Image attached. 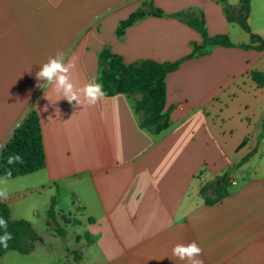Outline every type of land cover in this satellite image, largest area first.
I'll return each instance as SVG.
<instances>
[{
	"label": "crops",
	"instance_id": "1",
	"mask_svg": "<svg viewBox=\"0 0 264 264\" xmlns=\"http://www.w3.org/2000/svg\"><path fill=\"white\" fill-rule=\"evenodd\" d=\"M144 3L162 15L144 16L118 36L119 23ZM225 6L235 11L239 2L0 0V149L34 109L45 159L39 171L6 179L16 180L18 193L33 189L26 178L39 172V185L60 186L55 211L86 229L73 264H188L172 249L192 241L203 264H264V86L250 75L264 73V50L215 46L181 62L165 78L170 126L159 135L138 126L123 94L74 107L37 87L40 66L60 51L78 58V88L96 82L105 48L126 64L186 56L201 38L178 12L202 16L210 36L248 43ZM246 24L264 39V0H249ZM225 172L228 195L206 204L201 187ZM7 185L0 179V188ZM41 243L27 254L6 252L0 264H52Z\"/></svg>",
	"mask_w": 264,
	"mask_h": 264
},
{
	"label": "trees",
	"instance_id": "2",
	"mask_svg": "<svg viewBox=\"0 0 264 264\" xmlns=\"http://www.w3.org/2000/svg\"><path fill=\"white\" fill-rule=\"evenodd\" d=\"M238 2L239 6L235 11L225 6L224 12L229 21L236 20L240 27L249 34L248 43L234 44L226 34L210 36L206 31L202 16L185 19L184 13L178 12L174 16L195 30L201 38L199 44L192 45L189 54L172 62H156L144 59L126 64L120 56L105 48L97 58L98 76L96 82L102 84L108 97L123 94L130 98L137 114L138 126L153 135L161 134L170 126L169 109H166L165 106V78L168 73L176 70L181 62L205 55L210 48L215 46L264 50V39L252 34L246 24L249 0H238ZM147 15L160 16L162 12L144 3L142 8L131 13L119 23L117 35L120 36L126 27ZM250 75L258 86H264V73L252 71ZM262 137H264V120H262L258 141ZM15 155H19L21 161L9 163L8 157ZM246 159L247 157L242 159L240 163L245 162ZM44 165L39 118L36 111L30 109L0 149V175L11 179L39 171L44 168ZM227 186V173L225 172L216 180L202 186L200 195L206 204L217 203L228 195ZM207 192L211 193L212 196L207 195ZM54 206L55 200L52 198L46 210L45 224L57 235L65 237L66 230L58 225ZM0 217L7 220V231L12 236V239L7 242V247L0 244V258L8 251L27 254L33 250L37 242H40V238L32 230L28 221L10 218L9 208L4 202H0ZM72 223L76 224V221H72ZM3 234L4 229L0 228V236Z\"/></svg>",
	"mask_w": 264,
	"mask_h": 264
},
{
	"label": "rangeland",
	"instance_id": "3",
	"mask_svg": "<svg viewBox=\"0 0 264 264\" xmlns=\"http://www.w3.org/2000/svg\"><path fill=\"white\" fill-rule=\"evenodd\" d=\"M38 175L40 172L33 174V176H27L26 179H30L33 189L24 193H18L19 187L14 185L16 180L0 178L8 184L5 188L8 192L7 201L11 206L12 216L15 219L26 220L30 223L32 230L42 242L39 246L40 249L49 254L52 264H73V259L76 256L74 255L73 258L72 254L81 251L82 246L85 245L84 240L79 242V238L83 236L86 229L83 225L73 224L72 218L57 211L56 221L60 227L66 230L65 237L57 235L46 226V210L52 198L56 199L55 210L60 209V186L39 185L41 180L35 178ZM40 242L37 243L40 244ZM13 253L19 257L16 252ZM2 264L6 263L2 262Z\"/></svg>",
	"mask_w": 264,
	"mask_h": 264
},
{
	"label": "clouds",
	"instance_id": "4",
	"mask_svg": "<svg viewBox=\"0 0 264 264\" xmlns=\"http://www.w3.org/2000/svg\"><path fill=\"white\" fill-rule=\"evenodd\" d=\"M78 58L73 53L60 51L55 56L49 57L47 62L40 66L36 73L37 87L44 90L51 89L62 99L67 100L70 104L75 102V106H80L82 98L88 105L94 106L106 97L102 84L99 82H88L83 87H77L72 80V72L77 67ZM21 161L19 155L9 156L8 162L14 163ZM6 188H0V202L8 199ZM0 228L4 229L3 236H0V244L7 247V242L12 239L11 233L7 231V220L0 217ZM203 252V249L192 241L187 244H177L172 249V254L188 264H203L197 259Z\"/></svg>",
	"mask_w": 264,
	"mask_h": 264
}]
</instances>
